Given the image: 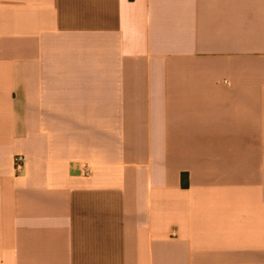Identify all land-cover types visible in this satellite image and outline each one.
Here are the masks:
<instances>
[{
  "label": "crops",
  "instance_id": "obj_1",
  "mask_svg": "<svg viewBox=\"0 0 264 264\" xmlns=\"http://www.w3.org/2000/svg\"><path fill=\"white\" fill-rule=\"evenodd\" d=\"M0 264H264V0H0Z\"/></svg>",
  "mask_w": 264,
  "mask_h": 264
},
{
  "label": "built area",
  "instance_id": "obj_2",
  "mask_svg": "<svg viewBox=\"0 0 264 264\" xmlns=\"http://www.w3.org/2000/svg\"><path fill=\"white\" fill-rule=\"evenodd\" d=\"M23 163H24V157L23 156L19 155V156L15 157V166L17 169L22 168ZM87 173L90 174L91 171L89 170V171H87Z\"/></svg>",
  "mask_w": 264,
  "mask_h": 264
}]
</instances>
